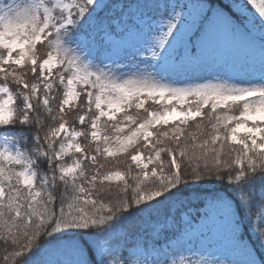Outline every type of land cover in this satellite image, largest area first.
<instances>
[{"label": "snow or ice", "instance_id": "obj_1", "mask_svg": "<svg viewBox=\"0 0 264 264\" xmlns=\"http://www.w3.org/2000/svg\"><path fill=\"white\" fill-rule=\"evenodd\" d=\"M0 246L264 264V0H0Z\"/></svg>", "mask_w": 264, "mask_h": 264}, {"label": "trees", "instance_id": "obj_2", "mask_svg": "<svg viewBox=\"0 0 264 264\" xmlns=\"http://www.w3.org/2000/svg\"><path fill=\"white\" fill-rule=\"evenodd\" d=\"M213 187V185L211 184H206L204 185L203 189H201V191H208L210 190L211 188ZM115 194V193H114ZM140 219L142 218H133V219H130L129 221H126L124 224H123V228L126 230V231H133L135 230V228L138 226L139 222H140ZM3 255V248L2 246H0V257H2ZM0 264H2V260H0Z\"/></svg>", "mask_w": 264, "mask_h": 264}]
</instances>
